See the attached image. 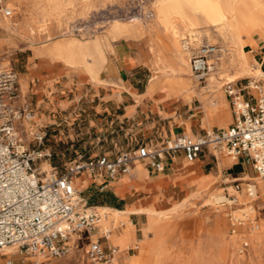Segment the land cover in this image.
<instances>
[{"label": "built area", "instance_id": "built-area-1", "mask_svg": "<svg viewBox=\"0 0 264 264\" xmlns=\"http://www.w3.org/2000/svg\"><path fill=\"white\" fill-rule=\"evenodd\" d=\"M5 10L7 16L13 14L11 9ZM183 46L192 51V71L204 79L210 70L212 47L195 48L190 36L183 40ZM260 64L263 72L255 86L252 80L238 88L226 85L235 115L228 128L194 135L179 133L160 145L138 144L117 153L79 154L64 172L53 166L48 173L41 172L37 163L51 160L56 152L42 147L47 137L42 127L30 132L31 138L27 139L26 125L36 122L34 113L29 103L22 101L19 72L0 60V249L17 245L22 251L58 257L70 252L72 234L92 236L99 232L97 206L91 205L84 192L72 183L76 175L84 172L114 180L131 174L137 161L164 172L168 158L183 154L193 162L204 151L215 150L234 160L242 159L264 177V55ZM233 184L237 192H242L241 180H233ZM246 185V203L229 192L225 196L230 203H221L239 207L228 213L234 233L239 226L258 221L257 193L251 183ZM99 190L105 192L107 185L103 182ZM107 233L110 231L88 244L85 255L90 264H123L120 247L108 243ZM248 246L245 243L244 249ZM5 264L14 261L7 259Z\"/></svg>", "mask_w": 264, "mask_h": 264}, {"label": "crops", "instance_id": "crops-1", "mask_svg": "<svg viewBox=\"0 0 264 264\" xmlns=\"http://www.w3.org/2000/svg\"><path fill=\"white\" fill-rule=\"evenodd\" d=\"M146 35L150 36V51L139 39L114 43L111 48L103 46L102 53H96L97 59H87L89 68L82 63L75 64L79 72L65 70L62 63H53L52 60L61 58L57 53L38 54L35 49V63L21 80L26 82L25 88L21 82L22 90H32L35 95V121H49V130L57 134L67 127V124H63L66 121L70 124L69 130L82 129L81 133L98 140L96 144L103 141V146L109 145L118 151L137 147L138 144L160 145L167 138L179 133L203 134L207 130H222L231 126L235 120L234 109H229L231 98L226 89L222 88L245 77L235 80L230 71L226 75H218L215 81H210L209 75L204 81L205 85L187 81V89L172 96L169 79L160 78L154 81L153 76L146 78L153 70L148 61V57L153 55L151 49L164 47L159 46L158 40L152 34ZM166 53H169L167 57L170 59L172 53ZM244 58L250 66L255 65V62L259 64L254 57L247 55L245 49ZM251 79L253 85L258 81ZM29 124L28 122L27 125ZM77 124L80 126L77 127ZM188 162L183 154L168 158L166 170L158 172L137 161L132 168L136 177H129L128 174L114 180L84 172L78 177L83 178L84 182L79 189L89 193L84 196L89 203L94 200L90 204L97 206L96 209L125 212L132 189L141 186L151 204H168L172 200L174 183L178 178L177 169L182 167L190 168L189 173L197 175L195 192L203 196L215 183L213 178L219 175L235 176L233 180H246L250 176H236L246 165L242 159L234 160L229 156L220 158L211 151H204L199 158L190 162L192 166ZM103 182L107 185V190L100 192ZM125 187L130 189L128 194H122ZM260 189L264 194V184L260 185ZM183 196L181 192V199ZM198 200L200 199L195 197L191 201ZM181 210L183 208L179 212ZM143 214L133 212L129 215L137 239L143 238L136 235L142 224L137 216ZM201 218L185 220H190L196 227L201 224ZM170 222L172 223L171 220ZM243 228L251 230L252 226L244 225ZM108 243L114 244L110 239ZM245 243L250 246L249 240L244 241L243 248ZM136 248L131 245L128 254Z\"/></svg>", "mask_w": 264, "mask_h": 264}, {"label": "rangeland", "instance_id": "rangeland-1", "mask_svg": "<svg viewBox=\"0 0 264 264\" xmlns=\"http://www.w3.org/2000/svg\"><path fill=\"white\" fill-rule=\"evenodd\" d=\"M2 1V5L0 6V20L2 21L6 19V16H4L6 15L4 9L9 8L10 3H12L15 7H10L13 10V14L10 17L14 16V18L18 19V26L14 33H9L4 28L0 27V60L4 63L12 64L19 72L22 101L28 102L31 110L35 107L34 104L36 102V98L32 90L26 92L22 90L21 80L25 77V73H29V70L34 65L35 49L38 47H47L56 41L74 39L81 46L82 53L87 55V59H97L96 53H102L101 48L103 46L111 48L114 43L126 40H142V43H144L150 51V36L146 34H152L154 38L158 40L160 47L168 42L166 31L162 28L156 30L155 18L154 16L150 17V15H153L152 12L154 11V0H56V3L61 5V8L57 12L58 15L48 18L44 22L42 20V14L49 0ZM118 24L126 26L127 32L122 34L118 33L115 30V27ZM215 34L217 35L216 32L214 35ZM243 37L246 41L244 49L247 55L254 57V59L259 62V64L255 62V65H252V67L254 69L257 67L261 68L260 63L262 56L264 55V32L255 31L251 36L248 37L244 34ZM203 38L205 40V44H207V37L204 35ZM212 41H217V39H212ZM180 42L182 43V39H180ZM215 43L218 47H223V43ZM67 50L69 51L68 48ZM168 54L169 53H166V56H168ZM150 59L151 56L148 57L149 62ZM52 61L53 63H62L63 66H65V70L79 72L77 65L69 64L65 59L57 58ZM209 72L210 70L207 75ZM154 73V70H152L146 78L149 79L154 75ZM210 74H212V71ZM207 75L204 79H199V81L196 80L195 76H193V79L198 85H205L204 81L207 78ZM253 78L256 79V77ZM249 80L252 79L248 77L239 79L235 83V87H243V85L247 84ZM257 80H260V76ZM31 83L33 86V81ZM225 89L226 86L222 88V90ZM229 109H234L231 102L229 103ZM38 111L40 113V110ZM35 112L36 110L33 113L35 114ZM48 124L49 121H40L37 119L32 125L33 130H37L42 127L43 130L47 132V137L42 147L50 148L56 152L52 159L47 161L51 167L47 172H50L53 166L58 167L60 172H64L70 162L73 161L79 154L88 156L98 155L104 152H118V150L109 145L103 146L105 143L103 141H100V144H96L98 140L95 137H88L87 134L81 133L82 129H79V131L69 130L68 127L70 124L66 121H64L63 124H67V127L63 128L61 130L62 133L60 134L49 130ZM36 125H38V127H36ZM76 126L79 127L80 125L77 124ZM26 129H28L27 126ZM26 137L28 140L31 138L30 131L28 130L26 131ZM89 140H91V142H89ZM94 140L95 143H92ZM211 152L213 154H217L220 158L226 156L225 154H220L215 150H211ZM214 159L217 162L215 157ZM45 162V159L38 161L37 166L42 168ZM247 174H249L251 178L241 180V183H243V190L240 194H236L239 196V201L242 203L247 201L246 184L252 183L253 185H257L259 182L258 180L253 179L258 176L251 165H244L240 174L236 176L244 177ZM81 176V174L76 175L77 179ZM187 176V179L190 178L192 180L187 192H193L195 190V180L197 179V175L195 176L188 173ZM233 177L235 176H223L222 174L213 178L215 183L208 191L207 196H204L198 201L189 203V205L183 208V210L172 216V223H170L169 226V240L174 246L173 255L175 257L172 264H198L193 257L194 244L196 241L199 244L201 243L202 248L205 250L213 251L215 246L212 247L209 243L211 235L216 239L225 238L230 240L232 236L243 230L244 226H239L236 230V234H234L231 221L228 217V213L230 211L239 207L234 204L222 206V204H219L220 201H211L209 202L210 204L205 205L207 203L203 200L211 194L213 196L219 195L223 197L225 192H229V194L234 195L235 188L233 186ZM187 179H185V176L177 178V181L174 183L172 200L168 204L163 205L164 208H170L173 204L180 200L179 197L187 185ZM75 183H77V180H75ZM134 187L135 186L133 185V188ZM129 190L130 189L128 187L123 188L122 194H128ZM260 192L261 195L257 194L258 200L256 201L258 209V223L261 221V218H264V194L261 189ZM84 195L88 196L89 193L85 191ZM145 198H147L146 195ZM93 202L94 200L90 203ZM133 202L134 200L132 195L129 197V203ZM137 217L141 219L142 224L141 230L136 232V235L138 238H144L142 226L146 222L147 216L143 214ZM186 218H201L202 221L200 223L202 225L198 224L194 227V223L191 224L190 220H185ZM93 235L94 236L82 233L76 234V237H80L81 239H78L75 244H71V250L69 253L58 257L51 256L46 253H30L22 251L17 245H11L10 250L8 251L3 248L0 249V264H5L7 259H12L14 264H90L86 258L85 250L92 240H96L103 235V231L100 228L99 232H94ZM244 241H248V239H242L240 249L238 248V250H236L238 257H241V255L249 256L251 254V242L249 241L250 246L247 247L248 249L244 250L241 245ZM213 243L214 242H212V244ZM138 251L139 248H136L131 251V254H136ZM123 264L125 263L123 262ZM215 264L240 263H232L231 255L229 253L225 262H216ZM259 264H264V262L260 261Z\"/></svg>", "mask_w": 264, "mask_h": 264}, {"label": "bare ground", "instance_id": "bare-ground-1", "mask_svg": "<svg viewBox=\"0 0 264 264\" xmlns=\"http://www.w3.org/2000/svg\"><path fill=\"white\" fill-rule=\"evenodd\" d=\"M153 3L154 11L152 12V16L155 18L156 30L159 28L164 29L168 42L163 48L153 47L151 49L153 55H151L150 62L155 72L152 79L154 81L160 78L169 79L172 96H177L186 90L187 81L194 83L193 76L199 80L191 68L192 51L183 46V40L188 36L192 38V45L195 48L202 46L212 47L211 51L213 53L210 55L209 60V69L210 72L212 71V74L209 72L210 76L209 74L207 75L210 81H215L218 75H226L230 71L235 80L243 77H256V79L259 76L261 77L263 72L261 68L257 67L254 69L248 65L244 58L246 41L243 35L245 34L249 37L255 31L264 32V0H154ZM10 7H15V5L10 3ZM10 7L8 9H11ZM60 8L61 5L57 4L56 0H49L43 10V22L48 18L58 15L57 12ZM4 16H6V19L0 20V27L9 33H14L18 26V19L14 18V16ZM115 30L122 34L127 32V27L118 24ZM215 32L217 35H214ZM204 35L207 37L206 39H208L209 44H205ZM180 39H182V43ZM212 39H217V41H212ZM215 42L223 43V47H218ZM36 50L38 54L57 53L70 64L82 63L88 68L90 65L86 58L87 55L82 53L81 46L74 39L56 41L50 46L38 47ZM166 51L172 53L170 59L166 56ZM21 82L25 88L26 82ZM255 85L256 82H254ZM33 121L35 122L34 116ZM29 123V126L26 125L28 127L26 131L33 132V122ZM188 134L193 135L192 133ZM188 165L192 166L190 162H188ZM50 168L49 162L46 161L39 170L47 172ZM189 171L190 168H179L177 169V177L185 176V179H187ZM257 176V178L253 179L258 180V184H251L256 193L258 192L257 194L261 195L260 185L264 184V177L259 174ZM129 177H136V173L131 170ZM247 178L251 177L248 176ZM75 180H77V183H75ZM82 180L83 178L77 179L75 176L72 181L74 187L79 189L84 185ZM191 183L192 180L188 178L187 185L182 191L183 198L179 197L180 200L170 208H164L163 205L151 204V201L145 198L146 191L141 186L132 189L130 196L133 195L134 202L129 203L127 211L119 212L109 209H96L100 214L99 226L101 230L103 233L110 231V233H107L108 237L114 244L120 246L121 256L125 264H172L175 259L173 255L174 246L169 240V226L172 215L178 213L181 208L186 207L189 203H192L193 201L191 200L193 198L202 199L204 197L203 194L196 193L195 190L187 192ZM234 191V194H240L235 189ZM203 200L207 203L205 205L210 204L209 202L211 201H220L219 204L223 201L230 203L229 198L225 195L221 197L211 194ZM133 212L144 213L148 217L147 223L143 227V239L135 237V228L131 226L129 220V215ZM251 226V230L243 228L242 231L232 236L230 240L225 238L216 239L211 235L209 243L212 247L215 246L213 248L215 251L205 250L202 248V244L196 241L193 250L194 259L198 264H215L216 262H225L226 257L230 253L232 263L259 264L260 261L264 262V218H261L259 223L257 221ZM244 238L251 242L252 251L249 256L241 255V257H238L236 250L240 249V243ZM78 239L80 237L77 238L76 234H72L69 243L75 244ZM212 242L214 243L212 244ZM131 245L139 248L138 253L128 254V249ZM3 249L8 251L10 250V246H6Z\"/></svg>", "mask_w": 264, "mask_h": 264}]
</instances>
